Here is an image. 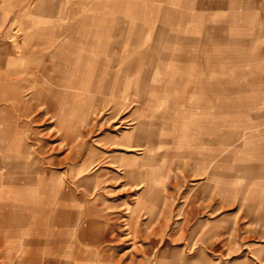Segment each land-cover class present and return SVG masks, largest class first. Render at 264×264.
<instances>
[{
	"label": "rangeland",
	"instance_id": "374dc122",
	"mask_svg": "<svg viewBox=\"0 0 264 264\" xmlns=\"http://www.w3.org/2000/svg\"><path fill=\"white\" fill-rule=\"evenodd\" d=\"M0 1L2 7L10 2ZM37 1L21 0L14 11L0 9V69L60 65L53 81L75 88L69 89L64 106L55 89L51 107L38 105L20 118L27 124L24 133L37 131L28 141L38 175L32 174L27 192L21 177L12 186L0 179V264L25 262L36 253L43 264L49 263L53 244L25 247L26 239L36 237V228L21 229L26 218L4 214L16 211L5 197L17 195L21 202L37 189V197L49 204L56 186L70 203L64 227L69 237L60 251L71 262L78 252L74 225L82 210V224L94 220L98 232V248L88 241L81 245L83 264H264V0H200L198 11L184 7L190 0H180L182 5L154 0L147 17H171L178 11L185 24L196 26V39L203 36L199 26L215 29L217 39L204 48L190 43L181 51L151 34L145 47L153 55L142 67L138 51L125 52L121 45L109 51L106 42L87 37L90 45L81 58L77 37L43 33L35 38V30L46 26L34 23L81 16L75 10L67 18L60 11L50 18L38 16ZM54 1L62 6L61 0ZM136 1L134 17L139 19L146 4ZM114 2L98 0L103 8L85 11V16L115 17L120 5L113 9ZM160 7H166L164 12ZM63 39L73 40L66 48L80 56L66 58L68 67L57 50ZM61 68L68 70L60 73ZM25 76L30 75L21 78ZM39 76L36 80H44ZM15 77L0 74V82ZM78 83L86 88L76 89ZM37 87L32 97L46 92ZM47 92L50 96L52 91ZM0 107L7 108L3 116L13 114L8 102L0 101ZM7 173L13 172L7 170L4 178ZM11 221L19 233L2 238ZM51 230L48 226L44 236ZM11 254L18 255L13 259Z\"/></svg>",
	"mask_w": 264,
	"mask_h": 264
},
{
	"label": "crops",
	"instance_id": "0c3cea01",
	"mask_svg": "<svg viewBox=\"0 0 264 264\" xmlns=\"http://www.w3.org/2000/svg\"><path fill=\"white\" fill-rule=\"evenodd\" d=\"M61 1H62V6L59 7L57 2H55L54 0H38L35 5L36 15L41 17L45 16V18H50L54 15L56 11H58V13L60 11L61 14H63L64 17L67 18L70 12L72 11L74 14L73 10H75L77 13L81 12L80 19L77 20L65 19L63 21H59L55 23L52 21V23L50 24L49 22H45L47 23L45 25L44 23L37 22L34 23V25L39 28H41L42 26H46L45 28L41 29L39 32L37 29V33L35 30V35H36L35 38H40L38 34H43V33H52V34L54 33L56 36L67 37L69 39L71 37L78 38L77 39L78 41H75L77 44L73 43L74 42L73 40L65 41L63 39L64 41H62V43H60L61 45L59 44L58 46L57 50H62L61 53L62 54L61 57L63 59L62 63L63 65H67L66 67L70 65L66 58L69 57L80 58V56L78 55H82L81 58H84L86 56L85 51L87 47L90 45V43L86 42L87 37L92 40H95V42L96 40H100V43H102V41L108 43L109 46H107V44L104 43V47L105 46L109 47L108 49L109 51L118 50L120 45L123 48V51L125 52L138 51L139 53L138 57L143 59L142 61H140L141 67L143 63H146L145 59L149 58L150 55H153L150 53L149 45H147L148 47H145L146 46L145 44L149 40V36L151 34L155 35L153 39L158 41L159 43L170 42L172 43V45L168 44V46H172L174 50L179 49L181 51H186L187 49H189L190 46L188 44L190 43L193 44L191 47L194 49L198 47L204 48L205 46H207V44H210L213 40H215V38L217 39V37H215L214 34L218 32H216L215 29H211L208 31L207 28L205 27L203 28L202 26H199L200 27L199 29L201 30L202 28L203 36L200 39H196L194 37V35H196L194 34L195 31L192 30L195 29L194 27L196 26L187 23L185 24V20L183 21L184 18L182 14L180 12H179L180 14L177 13L178 11L176 13H173L172 16L170 14L171 17H167L164 14L162 16L158 14V17L154 19L147 17L149 11L155 9L153 4L155 2L154 0H141L142 4L144 3L146 5L145 7H142V10L144 12L141 11V13L139 14L140 16L139 19L134 17L135 6L136 5L138 6L139 3L137 1L135 3L133 2V0H120V1L117 0L118 2L111 3L113 4L112 6H110L111 8L114 9L116 4L120 5V8H116L119 14L115 15V17H111L110 19L107 18L103 19L102 17H97L98 16L97 14L94 15V18H89L88 16H85V11L86 12L89 10L96 11V10H101L103 8L102 3H96L98 0H88V2H85V0H74L72 4L68 3L67 0H61ZM162 1L166 3L169 0H158L157 2H162ZM199 1L200 0H190L188 5L184 7L191 9L193 6L194 8L193 10L198 11L200 4ZM174 3L179 4L180 0H174ZM211 4H214V2ZM19 5L21 6V0H10L9 4L7 5L5 4L3 7L2 4L0 3V9L7 11L8 10L14 11L16 10V7ZM180 5L182 4L180 3ZM165 8L166 7L164 8L160 7L158 10L162 9L164 12ZM211 8L214 7L212 6ZM191 20L197 22L198 19L193 17V19ZM198 24L199 23H197V25ZM221 25H223V23L222 24L220 23L215 27H218L217 29H219ZM67 43L76 45L77 47L76 52L78 54L77 56L73 55L74 52L73 54H71L70 53L71 51H69L68 48H66ZM175 43L181 45H177ZM100 45L102 46V44ZM3 49H7V47H3ZM56 56L58 55L56 54ZM174 56H179V54H174ZM179 57H182V55H180ZM59 66L60 65L55 66V64H52L51 66H42L37 68L34 65L27 69L17 70V71L16 70L5 71L3 69H0V74L7 75L10 72L16 76L14 78V81H10L9 80L10 78L8 80L5 78V81L0 82V93H2L1 91H5L4 95L0 94V101L8 102L10 107L9 110L13 112V114L10 113L8 114V116H5L4 114L3 116V111L7 110V108L0 107V154L3 155L2 158L0 159V179H3L5 181V182L3 181V184H5L6 186L15 185L17 183L16 180L18 179V177L22 178L24 176H30V180H31L33 179L32 174L38 175L36 171L35 173H29V171L34 170L33 168H35V170H38V166H37V157L34 155L35 150L32 148V142L28 141V139H31V141L34 140L35 133L37 131L35 129L36 132H33L31 130L33 132V133L31 132V134L24 133L23 128L26 127L27 124L25 122L23 123V121L20 118L30 116V113L33 112L35 107H37L38 105H46V107H51V105H53L54 102L53 100L55 94H53L54 93L53 90L55 89L63 93V95H61L62 97L61 104L64 106L65 103H69V95H70L69 89L71 87L75 88V86H72V83L53 81L54 75L58 73V71L55 70L54 68L56 67L58 68ZM66 69L67 68L65 69L61 68L60 73H63L64 71H66ZM142 71L149 72V69L146 70L143 68ZM23 74L30 76L28 77L25 76L21 78ZM39 75H42L41 77L44 80H40V78L36 80L35 77H40ZM48 77L51 78L48 79ZM80 84L81 83H78L76 89L86 88V86H84L83 83L81 85ZM35 85L40 86L39 88L45 90L46 92L45 93L40 92V94L38 93V95L34 93V97H32L31 96L32 91L38 88ZM47 90L52 91L50 93V96H48L49 92H47ZM18 92L19 94H17ZM42 100H44V104L40 102ZM11 106L13 107V109ZM67 110L69 109L67 108ZM65 114L63 112L61 115L63 119L65 117ZM34 120H37V116L31 118L29 122H32ZM67 136H68L67 132H65L63 137L67 138ZM21 138L25 139L24 143L25 144L27 143V145L29 146L27 152L24 151L25 149L23 145L21 144L18 145V141H20ZM32 158H34L35 160L34 163L31 161ZM27 168H30V170H27ZM7 169H11V172L13 173L9 174L8 176L9 178L8 177L4 178ZM27 186H29V184ZM27 191L28 189L26 190V192ZM34 195L35 194H33V196ZM29 197H32V195L31 196L29 195ZM81 217L82 215L80 216L78 226L79 229L80 228L84 229V233H88L89 230L88 228L89 226L86 225L87 223H94V225L96 226L97 223L91 219L84 220L82 224ZM10 231H12V234L14 235L16 234L15 229H9V231L7 232ZM14 235H12V237L10 238H13ZM95 236H96L95 245L97 244V248H98L97 229L95 230ZM5 240L7 241V239ZM6 241H4L5 245H7Z\"/></svg>",
	"mask_w": 264,
	"mask_h": 264
},
{
	"label": "bare ground",
	"instance_id": "6f19581e",
	"mask_svg": "<svg viewBox=\"0 0 264 264\" xmlns=\"http://www.w3.org/2000/svg\"><path fill=\"white\" fill-rule=\"evenodd\" d=\"M17 94H19V92ZM59 94L63 95V93H61V91H59ZM39 99H40V97H39ZM12 109H13V107H12ZM24 141H25V139L21 138V140L18 141V145H20V144L23 145L24 149H25L24 151L27 152L29 146L27 145V143L25 144ZM31 161L34 163L35 162L34 158H32ZM33 169L34 170L29 171V173H35V171H37V170H35V168H33ZM7 170H11V169H7ZM27 170H30V168H27ZM7 174L9 176L10 173H7ZM20 180L23 181V184H22L24 186L23 191H26L28 188L27 185L31 183L30 176H24V177L20 178ZM43 181L44 180H40L39 185H41V183H43ZM56 187H57L55 189L56 192H55L52 200L50 199L49 204H44L45 202L43 203L42 202L43 200L40 197H37V195H38L37 189H36V196L32 195V197H29L27 195L26 196L23 195L25 197H23V196L21 197V199H20L21 202H17L18 199L15 198V197H17V195L16 196H14L13 194L7 195V197H5V200L7 202H14L15 206H13V207H15L16 211H11V212H9L10 214L8 212H5L4 214L7 213V215L11 216V218H12V216L14 217L16 214H20V215H22L23 218H26L21 223V225L23 226L21 229L25 228V230L28 231V227H30L29 225H31V224H33V226L36 228L35 229L37 232L36 237H32L31 239H26L24 241L25 245H26L25 247H27L28 245L41 247L42 244H44V243H49L50 245H52V244L54 245V246L52 245V247L54 248V252L52 253L51 260L49 261L48 264H83L85 259L80 254L79 250L81 249V245L84 241H88L92 246L95 245L96 226L94 225V223H87L86 225L89 226L88 227L89 230H88V233H84V229H81V228L79 229V226H78L80 216L83 214L82 210H80V212L77 213V220H76L74 227H75L76 234H77L76 243L78 245V247H77L78 252L76 253L75 258H73V260L71 262L69 260V258L67 256H65L63 254V252L60 251V247L65 243V239L69 237V232H67V230L65 231L64 227L68 226V223H69L68 221H69L70 213H69L68 209H69L70 203L66 201L65 195L63 194L60 187L59 186H56ZM21 190H22V188H21ZM10 191L11 190H9V192ZM6 210H8V209L6 208ZM46 214L48 215L49 218L45 220ZM29 217L34 218L33 222H30L28 220ZM10 224H11L10 227H12L11 229L14 228L15 233L18 234L19 232L15 228L14 222L11 221ZM48 226L51 227L53 230L48 231L49 233L45 237L44 234H45ZM56 227H60L63 229L61 231H56V229L54 230V228H56ZM12 235H14V234H12V231H10V232H7V234H2L1 236H2V238H5V237L10 238V237H12ZM3 241H6V240L4 239ZM66 242L68 243L69 240H67ZM49 244H47V245H49ZM24 249H27V248H24ZM28 251H31V250H28ZM33 251H37V250L34 249ZM18 254H11V255H13V257H14L13 259H15V257H17L16 255H18ZM25 255L26 256L28 255L27 251L25 252ZM38 255H41V254H38ZM35 256L37 257V253H36V255H34L33 259L25 260V262H22L21 260L16 259V262L15 261L14 262H15V264H43V262L40 261V258L38 259ZM92 263L96 264L95 261H93ZM44 264H47V263L45 262Z\"/></svg>",
	"mask_w": 264,
	"mask_h": 264
}]
</instances>
